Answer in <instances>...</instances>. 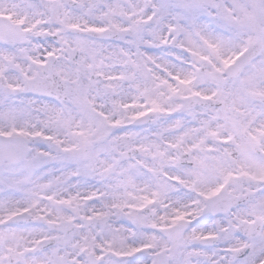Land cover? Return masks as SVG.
Returning a JSON list of instances; mask_svg holds the SVG:
<instances>
[{
	"label": "snow or ice",
	"instance_id": "snow-or-ice-1",
	"mask_svg": "<svg viewBox=\"0 0 264 264\" xmlns=\"http://www.w3.org/2000/svg\"><path fill=\"white\" fill-rule=\"evenodd\" d=\"M0 264H264V0H0Z\"/></svg>",
	"mask_w": 264,
	"mask_h": 264
}]
</instances>
